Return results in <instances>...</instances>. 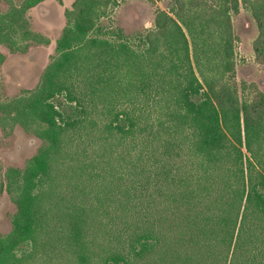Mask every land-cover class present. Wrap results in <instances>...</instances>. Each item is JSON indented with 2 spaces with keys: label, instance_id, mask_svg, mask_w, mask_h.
Wrapping results in <instances>:
<instances>
[{
  "label": "trees",
  "instance_id": "1",
  "mask_svg": "<svg viewBox=\"0 0 264 264\" xmlns=\"http://www.w3.org/2000/svg\"><path fill=\"white\" fill-rule=\"evenodd\" d=\"M5 1L0 44L22 52L32 43L50 44L28 17L46 0ZM118 4L75 0L38 86L0 100L4 131L21 127L43 141L24 169L6 174L17 211L11 231L0 233V264H28L19 250L36 245L46 229L70 133L98 127L91 114L99 103L111 116L104 123L107 144L123 139L153 154L161 148L150 162L158 160L153 173L168 184L167 213L103 264H261L264 95L256 85L240 95L232 79L233 14L242 7L252 14L260 29L256 51L264 55V0H170V10L158 11L154 27L142 34L140 50L102 37L101 19Z\"/></svg>",
  "mask_w": 264,
  "mask_h": 264
},
{
  "label": "rangeland",
  "instance_id": "2",
  "mask_svg": "<svg viewBox=\"0 0 264 264\" xmlns=\"http://www.w3.org/2000/svg\"><path fill=\"white\" fill-rule=\"evenodd\" d=\"M74 1L46 0L28 12L33 30L47 37L50 44L32 43L26 52L12 51L0 44V53L5 56L0 63V100L20 96L38 86L45 69L57 55V41L67 24L66 11L72 9ZM118 1L101 19L102 37L114 42L127 41L133 48L144 49L142 34L154 27L158 11L170 10V0ZM8 7L5 0H0L1 13ZM233 26L237 42L236 73L232 81L240 95L245 87L247 93L253 90L252 85L264 95V55L256 51L259 26L243 7L239 14H233ZM108 110L99 103V108L92 109L91 114L98 127L88 126L70 133L65 159L56 169L46 229L36 245L30 243L19 250L21 256L28 258V264H103L114 251L126 253L135 233L167 213V204L163 203L168 184L164 175L158 177L153 173L158 160L150 162L152 156L159 157L161 148H156L159 151L153 154L134 148L123 139L107 144L103 131L104 123L111 119ZM42 145L41 139L21 127L9 133L0 126V233L3 235L11 231L17 211L7 190L6 174L10 168L24 169ZM261 244L264 251V242ZM82 245L87 250L83 251ZM83 252L87 255L84 260L80 257ZM259 261L264 264V255Z\"/></svg>",
  "mask_w": 264,
  "mask_h": 264
}]
</instances>
